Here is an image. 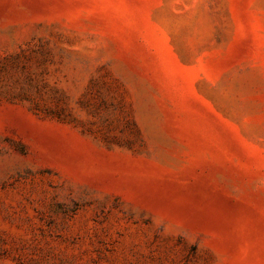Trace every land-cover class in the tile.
<instances>
[{
    "label": "rangeland",
    "instance_id": "374dc122",
    "mask_svg": "<svg viewBox=\"0 0 264 264\" xmlns=\"http://www.w3.org/2000/svg\"><path fill=\"white\" fill-rule=\"evenodd\" d=\"M0 264H264V0H0Z\"/></svg>",
    "mask_w": 264,
    "mask_h": 264
}]
</instances>
